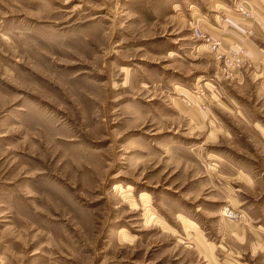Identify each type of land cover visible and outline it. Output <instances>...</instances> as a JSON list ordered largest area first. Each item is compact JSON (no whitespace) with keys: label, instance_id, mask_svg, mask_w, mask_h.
I'll return each instance as SVG.
<instances>
[{"label":"rangeland","instance_id":"obj_1","mask_svg":"<svg viewBox=\"0 0 264 264\" xmlns=\"http://www.w3.org/2000/svg\"><path fill=\"white\" fill-rule=\"evenodd\" d=\"M0 264H264V0H0Z\"/></svg>","mask_w":264,"mask_h":264},{"label":"built area","instance_id":"obj_2","mask_svg":"<svg viewBox=\"0 0 264 264\" xmlns=\"http://www.w3.org/2000/svg\"><path fill=\"white\" fill-rule=\"evenodd\" d=\"M253 33H254L253 30L250 29L249 34L251 35ZM221 43L222 42L220 40L214 41L212 45L213 49L219 48ZM245 54H246V47L237 41L233 42L230 51L227 54L222 55V59H221L222 73L227 77L232 76L234 71L241 68L246 62ZM226 213L229 217L235 216L233 211H228V212L226 211Z\"/></svg>","mask_w":264,"mask_h":264},{"label":"crops","instance_id":"obj_3","mask_svg":"<svg viewBox=\"0 0 264 264\" xmlns=\"http://www.w3.org/2000/svg\"><path fill=\"white\" fill-rule=\"evenodd\" d=\"M252 28V27H251ZM235 40V39H234ZM235 41H237V40H235ZM243 43V42H242ZM244 44V43H243ZM245 45V47H246V44H244Z\"/></svg>","mask_w":264,"mask_h":264}]
</instances>
